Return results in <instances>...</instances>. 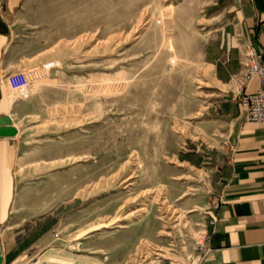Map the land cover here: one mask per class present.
Masks as SVG:
<instances>
[{
	"label": "rangeland",
	"instance_id": "rangeland-1",
	"mask_svg": "<svg viewBox=\"0 0 264 264\" xmlns=\"http://www.w3.org/2000/svg\"><path fill=\"white\" fill-rule=\"evenodd\" d=\"M207 1L22 0L8 16L14 42L46 46L17 69L53 64L30 72L24 97L6 89L12 122L49 160L16 167L28 197L14 202L0 251L18 255L3 264L195 258L221 163L199 58ZM196 146L201 161H182Z\"/></svg>",
	"mask_w": 264,
	"mask_h": 264
},
{
	"label": "crops",
	"instance_id": "crops-1",
	"mask_svg": "<svg viewBox=\"0 0 264 264\" xmlns=\"http://www.w3.org/2000/svg\"><path fill=\"white\" fill-rule=\"evenodd\" d=\"M21 1L0 0V115L11 116L3 75L27 65L34 56L45 55L40 51L46 46L36 45L30 49L31 45L14 42L11 27L14 20H9L8 16L15 15ZM204 9L208 28L200 44L199 58L218 95L216 102L207 107L206 118L209 119L208 130L219 136L221 142L215 188L220 200L215 208L206 211L204 230L208 248L205 252L198 255L195 252L191 262L176 259L168 264H264V122L245 119V110L237 99L238 90L248 92L257 86L254 75L242 79L243 66L238 58L242 41L251 44L264 58V0H208ZM19 123L13 125L17 128L14 134L0 135V242L3 250H8L6 245L11 240L5 234L18 225L16 216H11L14 202L17 198L20 208L28 197V190L18 185L16 167L28 166L39 159L49 160L35 156L34 150L26 145L28 137L22 129L28 126ZM27 150L30 161L17 166ZM179 154L182 161L199 163L203 150L196 146ZM9 222L15 224L4 228ZM17 253L0 251V264Z\"/></svg>",
	"mask_w": 264,
	"mask_h": 264
},
{
	"label": "built area",
	"instance_id": "built-area-1",
	"mask_svg": "<svg viewBox=\"0 0 264 264\" xmlns=\"http://www.w3.org/2000/svg\"><path fill=\"white\" fill-rule=\"evenodd\" d=\"M238 61L243 66L241 74L242 79H247L252 75H254L257 79V86L252 91H237V99L245 110V119L256 122H264V58L251 44L242 41ZM52 64L53 61L48 60L41 62L38 66H40L39 68H47ZM36 67H26L5 73L3 75L4 86L10 91H19L22 97H24L27 94L26 89L31 75L30 72H32V70ZM219 200V197L216 198L211 204V207L215 208ZM207 239V234L202 233L200 238L196 240L197 255L200 252H205L208 248Z\"/></svg>",
	"mask_w": 264,
	"mask_h": 264
},
{
	"label": "water",
	"instance_id": "water-1",
	"mask_svg": "<svg viewBox=\"0 0 264 264\" xmlns=\"http://www.w3.org/2000/svg\"><path fill=\"white\" fill-rule=\"evenodd\" d=\"M16 131L15 127L12 125L8 114L0 115V135H12Z\"/></svg>",
	"mask_w": 264,
	"mask_h": 264
},
{
	"label": "bare ground",
	"instance_id": "bare-ground-1",
	"mask_svg": "<svg viewBox=\"0 0 264 264\" xmlns=\"http://www.w3.org/2000/svg\"><path fill=\"white\" fill-rule=\"evenodd\" d=\"M8 117L10 118V120H11V117L8 115ZM12 121V120H11ZM14 125V124H13ZM15 126V125H14ZM17 129V128H16ZM17 133V132H16Z\"/></svg>",
	"mask_w": 264,
	"mask_h": 264
}]
</instances>
